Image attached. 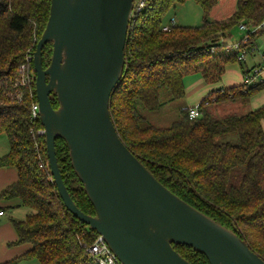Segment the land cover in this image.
Here are the masks:
<instances>
[{"label":"trees","instance_id":"1","mask_svg":"<svg viewBox=\"0 0 264 264\" xmlns=\"http://www.w3.org/2000/svg\"><path fill=\"white\" fill-rule=\"evenodd\" d=\"M190 0H149L130 22L124 47V73L115 87L109 111L126 147L172 193L234 232L264 260V104L241 115L216 118L207 105L249 99L264 89L252 86L213 90L199 103L201 115L189 119L187 107L171 126L151 125L142 112H157L185 97L183 78L200 73L206 84L220 81L226 64L237 62L238 52L226 55L224 39L245 25L241 47L253 45L264 27V0H237L234 12L223 20H210L218 0H193L203 11L196 27L172 25L163 31V18L175 4ZM50 0H0V134L8 152L1 166L13 167L16 181L0 196L17 198L32 210L24 219H11L15 244L30 249L4 264L37 260L39 264H97L86 252L96 232L64 206L47 165L45 139L30 120V102L36 100L35 83L21 86L17 69L33 54L49 16ZM242 43V42H241ZM215 49H219L214 53ZM52 45L42 49V66L49 65ZM29 70L34 72L33 63ZM35 74V72H34ZM19 93V95H18ZM32 96V98L30 97ZM53 108L56 95H50ZM234 137L236 140L234 141ZM63 183L76 206L94 215L83 185L75 175L62 139L55 141ZM191 264H209L194 249L173 245Z\"/></svg>","mask_w":264,"mask_h":264},{"label":"water","instance_id":"2","mask_svg":"<svg viewBox=\"0 0 264 264\" xmlns=\"http://www.w3.org/2000/svg\"><path fill=\"white\" fill-rule=\"evenodd\" d=\"M134 0H50L33 53L35 94L49 172L65 208L96 232L121 264H191L173 245L209 264H264L247 242L160 183L120 139L109 111L124 73ZM51 43L49 65L42 49ZM56 95L53 108L50 94ZM62 139L95 214L68 193L56 159Z\"/></svg>","mask_w":264,"mask_h":264},{"label":"crops","instance_id":"3","mask_svg":"<svg viewBox=\"0 0 264 264\" xmlns=\"http://www.w3.org/2000/svg\"><path fill=\"white\" fill-rule=\"evenodd\" d=\"M236 1L234 7L231 10H224V8H222V12L220 11L216 13V15L219 17L225 13H228L225 18L229 17L236 8ZM221 2L225 4V0H218V3L210 12V16H214L216 12L215 10L218 8ZM258 34V36H255L253 45H248L250 50L247 48L243 61L226 64L219 82L214 84H206L200 73H194L196 74L195 80H193L191 83H188L186 88L184 86V98L186 99V104H182L179 109L186 108L189 105L193 106L201 103L204 99L209 97V94L213 90L242 85L245 74L250 73V71L255 66L263 64L262 54L264 53V30L260 31ZM184 98L183 100H185ZM250 100L252 110L263 105L264 89L253 94L250 97ZM262 126L264 130V122ZM0 136H3V138L6 139L5 134H0ZM4 156H2L1 159ZM16 179L17 172L13 167L0 165V192L5 187L13 184ZM0 202L3 201L0 200ZM10 203L12 206H10L11 208L9 211L0 208V211H3V214L0 215V264H4L5 262L15 259L30 249V245L28 243L15 244L17 240V234L11 221V219H24L26 215L29 214L28 210L25 209L27 207L22 206L17 198L11 199ZM13 207L16 208L13 209ZM16 264H39V262L37 260H23Z\"/></svg>","mask_w":264,"mask_h":264},{"label":"rangeland","instance_id":"4","mask_svg":"<svg viewBox=\"0 0 264 264\" xmlns=\"http://www.w3.org/2000/svg\"><path fill=\"white\" fill-rule=\"evenodd\" d=\"M235 1L236 0H225V4L221 2V4L215 10L216 12L214 16L213 17L209 16L210 20L219 21V20L224 19L228 13H225L219 17L216 15V13L220 12L222 8H224V10H231L234 7ZM202 18H203V11L201 7L193 0H190L183 4H175L174 6L170 7L162 21L164 25H169L170 22L173 20L174 24L177 26L196 27L202 24ZM243 35H244V32L239 30V27L237 26L232 30L230 36L224 39L223 42L226 45V47L231 48L241 41V39L243 38ZM212 51H215L214 53H216L219 51V49L218 50L215 49ZM222 51L226 55H229L228 54L230 52L229 50L222 49ZM30 73L32 74V76L33 75L35 76L33 71L30 70ZM195 75L196 74L191 73V74L186 75L183 78V83H184L185 88L187 87L188 83H191L193 80H195ZM185 101L186 99L185 100L183 99L174 100L172 102L167 103L157 112L144 111L142 112V116L151 125L162 127V128L169 127L171 126L173 122L177 121L180 118L179 107L182 104H186ZM206 107L208 108L210 112H212V114L216 118H223L230 114L241 115V114H245L249 112L250 110H252L250 98L247 100L239 99L236 101H226V102H222L219 104L207 105ZM235 140L236 138L234 137V141ZM8 149H9V146H8L7 140L3 138V136H0V159L2 156H4L8 152ZM0 200L3 201V202H0V208L3 210L9 211L11 208L10 206H12V204L10 203L11 199L6 200L5 198L0 196ZM15 208L16 207H13V209ZM25 209H27L29 213L32 212V210H30L29 208H25Z\"/></svg>","mask_w":264,"mask_h":264},{"label":"built area","instance_id":"5","mask_svg":"<svg viewBox=\"0 0 264 264\" xmlns=\"http://www.w3.org/2000/svg\"><path fill=\"white\" fill-rule=\"evenodd\" d=\"M149 0H134L133 1V8L130 14V22L134 21L136 16L141 13L143 8L146 6ZM130 24V23H129ZM174 25V21L172 20L169 25H164L162 28L163 31H168L170 29V26ZM264 27V22H262L260 25L255 27L251 30V33L256 32L259 29H262ZM239 29L243 32L247 30L245 25L241 24L239 26ZM247 38L245 37L242 41H240L238 44L234 45L231 48H226V50L229 51H236L238 52V61H243L244 56L246 55V50H250V47L244 46L243 48L241 45L243 43H246ZM242 42V43H241ZM248 52V51H247ZM263 58V64L258 65L254 67L250 73L245 74L243 79V85L244 86H254L257 83L264 81V53L262 54ZM33 63V54H27L25 57V62H23L19 68L17 69V80L21 86H27L30 82L35 81V76L33 77L29 70V64ZM19 95V93H18ZM32 98V96L30 95ZM187 115L189 119H195L201 115L200 106L199 104L189 106L186 109ZM30 120L32 123H37L39 119V108L38 103L36 100H32L30 102ZM37 133L39 135L44 136V128H40L37 130ZM3 214V211H0V215ZM86 252L88 256H90L97 264H121L115 255L109 250L106 243L103 241V239L97 235L94 239V241L86 247Z\"/></svg>","mask_w":264,"mask_h":264},{"label":"flooded vegetation","instance_id":"6","mask_svg":"<svg viewBox=\"0 0 264 264\" xmlns=\"http://www.w3.org/2000/svg\"><path fill=\"white\" fill-rule=\"evenodd\" d=\"M52 94L54 95V93H51L50 95H52Z\"/></svg>","mask_w":264,"mask_h":264}]
</instances>
